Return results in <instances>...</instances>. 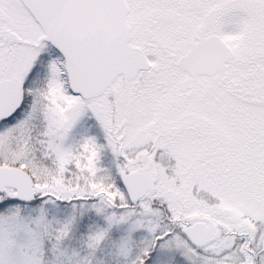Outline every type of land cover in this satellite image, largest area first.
<instances>
[{
    "label": "snow or ice",
    "instance_id": "snow-or-ice-1",
    "mask_svg": "<svg viewBox=\"0 0 264 264\" xmlns=\"http://www.w3.org/2000/svg\"><path fill=\"white\" fill-rule=\"evenodd\" d=\"M0 264H264V0H0Z\"/></svg>",
    "mask_w": 264,
    "mask_h": 264
}]
</instances>
